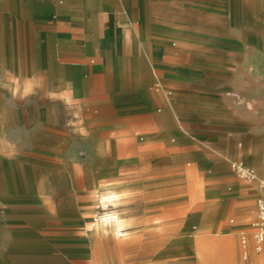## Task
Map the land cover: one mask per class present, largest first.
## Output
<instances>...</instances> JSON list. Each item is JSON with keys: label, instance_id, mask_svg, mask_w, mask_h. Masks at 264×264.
I'll list each match as a JSON object with an SVG mask.
<instances>
[{"label": "crops", "instance_id": "obj_1", "mask_svg": "<svg viewBox=\"0 0 264 264\" xmlns=\"http://www.w3.org/2000/svg\"><path fill=\"white\" fill-rule=\"evenodd\" d=\"M214 18V0H0V74L12 76L3 79L4 93L0 91V233L17 235L23 225L32 228L38 223L35 213L23 216L20 205L36 202L45 185L38 179V151L51 156L50 171L66 176L51 179V185L70 187L77 180L97 193L117 185L113 178L99 183L101 176L91 175L89 163L95 171L106 150L122 146L154 152L143 168L148 175L128 180L131 186H141L144 212L164 202L163 196L151 192L162 190L167 177L186 166L199 176L185 180L189 202L201 206L196 224L187 219L184 229L226 238L224 248L174 242L158 249V255L181 251L180 261H185L196 250H237L231 235L239 233L245 262L234 264H257L260 257L255 253L262 248L255 250L249 220L254 213L256 217L259 186L236 173L231 176L225 159L212 152L242 140L251 124L252 138L264 145L261 110L254 105L255 111L247 112L244 104V63L236 66L231 61L245 58L246 48L253 49L248 53L254 60L264 52L257 49L261 40L255 29L231 39L215 32ZM253 25L264 26V18ZM254 68H259L256 61ZM75 150H89L87 159H72ZM177 150L187 151L189 157ZM229 208L236 223L230 218L220 225ZM103 216L97 223L122 235L128 221L113 211ZM106 216L117 217L121 226L106 222ZM88 218L89 211L67 195L47 220L79 227ZM98 229L95 224L85 229L87 245L92 247L96 234L106 235ZM127 243L131 247L133 238ZM75 246L66 248L73 251L70 258L46 256L44 262L65 264L87 255L92 264L94 249ZM22 250L13 238L0 251V264H42L34 249H24V255Z\"/></svg>", "mask_w": 264, "mask_h": 264}, {"label": "rangeland", "instance_id": "obj_2", "mask_svg": "<svg viewBox=\"0 0 264 264\" xmlns=\"http://www.w3.org/2000/svg\"><path fill=\"white\" fill-rule=\"evenodd\" d=\"M214 17L215 32L227 33L231 39L236 38L244 30L253 31L255 29L261 40V46L257 49L264 52V26L255 28L253 25L255 19L262 20L264 18V0H214ZM222 18L229 19V25H226ZM252 50V48H246L245 58L235 56L236 58L231 61L236 66L238 62H240L239 64L244 63L246 69L245 86L247 95L244 98V104L247 112L253 113L255 111L254 105H256V108H260L262 118H264V56L259 60H254L250 57L252 54L248 53ZM3 61V59H0V64L3 65ZM255 61L258 62V69L254 68ZM2 65H0V68ZM11 77V75L0 74V91L3 88V79ZM254 88H256V91ZM1 93H4V91H1ZM3 121L4 116H0V125H4ZM252 127L253 124L247 126L246 135L242 140H231L232 143L228 148L223 145L220 146L219 150L212 152L213 157L225 159L231 176H234L235 173L231 168V163L234 161L242 164L246 163L247 166L254 169V172H260L264 158V145H262L261 140L252 138ZM2 134H4L3 131ZM237 141L240 142L237 143ZM88 151L75 150L72 159L75 161L87 159ZM177 151L182 156L189 157L187 151ZM153 153L151 150H138L137 148L126 150L122 146L118 150H106L104 161L98 169L92 171L94 168L92 166L93 162L89 163L90 172L92 176L94 174L101 176L99 183L105 182L106 178H113V182L117 186L112 188L114 190L95 193L93 187H83L77 180H74L73 185L70 187L51 185L53 182L51 179L62 181L66 176L59 171H50L48 165H50L51 156L38 151L37 158L40 164L38 179H43L45 185L40 188L36 202L23 201L20 203L21 214L27 216L30 213H35L38 217V223L32 228H24L23 225L20 234L17 235L0 233V251L4 252L6 246L12 243L13 238H16L23 249L21 254H26L24 249L32 248L34 254L38 255L39 258H43L42 264H58L50 260L48 263L44 262L46 256L56 258L64 254L66 258H70L73 251L66 250L67 246L72 248L71 246L79 243L85 244L87 252H90L92 248L94 249L90 255L92 264H234L236 261L244 263L245 259H242L243 249L240 246L239 233L231 235L237 250H196L191 252L192 257L185 261H180L182 259L179 256L181 251H168L163 255L164 257L158 255L161 252L158 249L163 248L168 243H191L196 244L198 248H224L223 246L226 244L224 239L226 238L220 233L196 234L184 229V222L187 219L193 225L196 224L197 212L201 206V202H189L188 188L184 185L185 180L192 177L197 179L199 176L196 172L187 171L186 166L182 167V170H179V174L175 177H167V182L162 190L151 192L163 196L164 202L159 205L152 204L149 212L143 211L145 203L142 201V188L137 185H129L128 180L132 178L140 179L148 175V172L144 171L143 168ZM247 155L249 156L248 161ZM190 161L192 160L190 159ZM71 178L76 179L77 176ZM171 178L178 179L172 181ZM253 180L258 187V178ZM245 181L247 182V180ZM178 183H182V186H176ZM101 194L104 195L103 198H101ZM67 195L72 196L74 205L84 206L85 211H89L87 224L77 227L47 220L52 214H57L63 205V200L67 199ZM110 211L119 213L125 222L128 221L122 227V235H116L111 228L98 224L95 220L104 218V213ZM230 218L233 219V223H236L237 216L231 211V208L227 210L220 225L229 223ZM255 218L254 213L249 220V228L251 229ZM93 224H95V228H99L98 231L100 230L106 235L96 234L91 247L86 244L87 238L84 231L89 225ZM219 229L221 230V226ZM249 231L247 230V232ZM130 238L134 240L131 247L127 243ZM204 244L216 247H204ZM255 254L260 257L257 264H264V242L262 243V250ZM89 263V257L85 255L76 258V260L69 259L65 264Z\"/></svg>", "mask_w": 264, "mask_h": 264}, {"label": "built area", "instance_id": "obj_3", "mask_svg": "<svg viewBox=\"0 0 264 264\" xmlns=\"http://www.w3.org/2000/svg\"><path fill=\"white\" fill-rule=\"evenodd\" d=\"M231 168L235 171L236 175L243 180H253L256 178V172L250 171L241 162L234 161L231 163ZM258 178L259 195L256 199V218L252 223V237L255 242V250L260 251L261 245L264 241V162L262 165V172ZM241 244L245 246L247 244V237L243 234L241 236Z\"/></svg>", "mask_w": 264, "mask_h": 264}, {"label": "bare ground", "instance_id": "obj_4", "mask_svg": "<svg viewBox=\"0 0 264 264\" xmlns=\"http://www.w3.org/2000/svg\"><path fill=\"white\" fill-rule=\"evenodd\" d=\"M250 171H252V172H254V170H251V169H249ZM256 178H257V176H256ZM250 181H254V180H250ZM249 181V182H250ZM105 220H106V222H113V224H114V226L116 227V228H119L120 226H121V220L120 219H118L117 217H110V216H106V218H105ZM107 226V225H106ZM113 229V228H112ZM123 261V260H122Z\"/></svg>", "mask_w": 264, "mask_h": 264}]
</instances>
